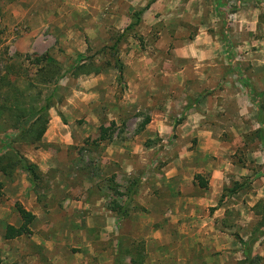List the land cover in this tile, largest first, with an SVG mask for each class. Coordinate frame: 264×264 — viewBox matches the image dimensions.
<instances>
[{"label":"rangeland","instance_id":"obj_1","mask_svg":"<svg viewBox=\"0 0 264 264\" xmlns=\"http://www.w3.org/2000/svg\"><path fill=\"white\" fill-rule=\"evenodd\" d=\"M147 5L140 23L125 32L133 13ZM37 56L61 66L56 84L37 80ZM81 56L91 58L79 65L98 72L72 74L69 68ZM115 61L122 63V80ZM172 80L181 86L172 89ZM205 91L210 92L201 96ZM50 97L52 106L41 112ZM258 104L264 109V0H0V157L10 145L42 174L33 187L18 165L6 174L0 170V264H248L239 239L247 241L259 228L264 207ZM201 105L213 119L216 113L227 121L220 130L223 145L205 164L226 160L248 175L225 170L222 183H210L209 167L195 171L207 187L195 180L193 187H180L206 198L193 216L181 214L165 184L146 207L139 194L151 182L142 178L145 171L128 174L117 163L107 167L105 147L127 140L133 147L189 144L193 150L197 138L177 134V128ZM155 109L169 117L171 130L163 138H145L143 122ZM44 113L41 140L20 137ZM90 117L99 122L83 138L79 130L93 129ZM101 124L113 136L93 145ZM44 150L50 158L43 157ZM173 154H163L149 170ZM235 182L240 188L228 192ZM67 201L90 208L73 209ZM15 203L34 219L30 233L7 239V225L22 223ZM116 203L124 213L111 208ZM107 221L109 228L100 227ZM260 229L251 245L252 264H264V224Z\"/></svg>","mask_w":264,"mask_h":264},{"label":"crops","instance_id":"obj_2","mask_svg":"<svg viewBox=\"0 0 264 264\" xmlns=\"http://www.w3.org/2000/svg\"><path fill=\"white\" fill-rule=\"evenodd\" d=\"M171 88H176L180 85V82L178 81H170ZM165 90V89H164ZM160 94V90H157ZM166 91V90H165ZM211 91V90H210ZM208 92H203L209 93ZM200 95H203L202 93ZM210 95V94H209ZM207 97V96H206ZM210 97V96H209ZM236 101V99H234ZM236 104V103H235ZM222 112H224V109H222ZM239 111L235 109V113L237 114ZM240 114H243V112H239ZM212 113L205 112L202 110V105L199 107V110L195 112V114L188 115L186 120L180 124L177 128V134H181L184 136L193 135L197 138V146L193 150L189 149V144L184 145L183 147L178 148L176 145H169L165 146L164 149L160 150L158 149V145L145 147V146H135L133 147V144L130 143L127 140L124 141H115L113 140L110 142L104 149L103 152V159L104 161L111 163V164H105L108 165L107 167H110L111 165H114L115 163L119 164V166L126 171L128 174H131L134 170L142 168L145 173L142 174V178L144 180L151 181L150 183L145 182V187L143 190H140V200L143 205L146 207L149 206L150 200H157V197L155 196L159 194L157 192L159 188L162 186V184H165L169 188V194L168 197L170 201L178 202V204H181L179 207V211L182 215H188L193 216L196 212V206L200 205L202 206L204 203L207 204L205 196H189L190 193L189 190H184L180 187L185 186H191L193 187V175L194 172L199 171H207L208 167L210 171V183H222L223 177L225 174L229 173L227 171H230L232 174L236 173L238 175H248V170H245L244 168L236 167L232 163L228 161H222L223 164L220 163H214L211 167L209 164H205V159L208 158L210 154L215 155L216 149L220 148L223 144L220 140V130L222 126H224L226 121V118L218 119L217 115L215 113V118L213 119L211 117ZM225 117L231 118L228 113H224ZM209 121H216L218 123H208ZM223 120L225 122H223ZM89 123H91V126L93 129L91 130H79L83 138L87 137L90 133L95 132L96 128L95 126L99 122L98 119L94 117H90L87 119ZM229 122V120H228ZM231 128H233L231 126ZM171 130V126L169 125V117L159 111L158 109H155L152 113L150 121L145 125L143 128L141 135L145 138H153V137H160L163 138L166 136V134ZM235 129L233 128V131ZM182 133H181V132ZM78 132V131H77ZM235 133V131H234ZM45 136H47L45 134ZM44 140V139H43ZM50 141H56L51 138H47L46 142ZM229 147L225 146L224 150H228ZM229 152L231 149L228 150ZM174 153L170 160H167L166 164L161 166L160 168L157 166V168L153 171L149 170L150 168H153L156 163L159 161L160 158H162L163 154L167 153ZM225 151H220V154L223 155ZM154 155V156H153ZM197 155L200 159L197 160ZM50 153L46 152L44 150L43 157L44 158H50ZM134 157V158H133ZM132 158V159H131ZM41 169H45L42 164H40ZM197 168H200L196 170ZM227 170V171H225ZM193 171V175L190 176V172ZM115 172V171H114ZM171 188H170V187ZM175 187V188H174ZM178 187L182 190L181 194H177ZM20 191L18 194L22 193L23 189L20 188ZM155 193V194H154ZM158 193V194H157ZM191 194V193H190ZM63 198V197H62ZM206 201V202H205ZM70 204L71 208L78 209V210H85L87 208H90L89 204H83L81 201H67L65 203V206H69ZM34 209V213L38 216L42 214L41 209L36 205ZM103 228L106 226V228L110 227V222L107 221L105 224L101 225ZM39 242V241H38Z\"/></svg>","mask_w":264,"mask_h":264},{"label":"trees","instance_id":"obj_3","mask_svg":"<svg viewBox=\"0 0 264 264\" xmlns=\"http://www.w3.org/2000/svg\"><path fill=\"white\" fill-rule=\"evenodd\" d=\"M146 8H148V5L133 13V20L126 27L125 32L128 30L134 29L135 26H137L140 23L141 15L143 14V12L145 11ZM123 37H124V33L120 34L116 38L115 43L108 48H110V50H116L118 42ZM223 37H224V39L227 38L226 29L223 32ZM90 58H91V56L78 57L74 61L73 65L69 68V70L72 71V74H74V75L89 74L91 72L97 73L98 70L91 71L90 69L85 68L86 65H79V62L81 60H86V59L90 60ZM33 62L38 66L37 72H36V74H37L36 77L40 83H43L45 85L56 84L58 82V80L60 79V77L62 76L61 66L54 59L50 58L49 56H46V57L37 56V57L33 58ZM92 64H93V62L90 61L89 65H92ZM114 65L118 69L119 80H122L123 79L122 63H120L119 61H115ZM207 94L208 93H205L201 96L204 97ZM51 99H52V97L47 99L46 104L44 106H42L40 109L41 112L47 111V109H49L52 106ZM197 101H199V100L195 99L194 103H196ZM257 108H258V113H259V122L261 123L262 127L257 129L255 134H256L257 139H259L262 142V144L264 145V109H263V106L261 104H258ZM32 114H34V111ZM46 115L47 114L44 113V115L42 117L43 119H41L43 121L38 122L40 120L38 118L33 123L34 125L32 124L33 130L36 131V133L34 135H33L32 129H30V130L23 129L22 132L20 133V137H26L27 135H29L30 136L29 142H31V143L39 142L41 140L45 130H46V121H47ZM149 121H150V117L146 116L145 120L143 122V126L146 125ZM180 121H181V119L178 120V122H180ZM177 124H179V123H177ZM109 130H111L109 126L107 127L106 125L101 124V126L99 128L98 136L96 138L94 137V139H92L90 142L93 145H98L105 140L111 139L113 136V133L108 132ZM7 147H4V149L6 148L4 158L0 157V170L6 174V173H9L8 170L10 168L18 165L20 167V169L25 174H27L30 185H32L33 187L37 186L38 182L40 181L41 175H42V174H40L38 166L36 164L30 162L25 157H23L18 151L13 150L10 147V145L8 148ZM4 160L7 163L4 164L3 163ZM112 180H113V178H112ZM194 180H195V183L201 188H206L208 185L207 181L203 179V176L201 174H195ZM114 184H116V183H114ZM240 186L241 185L239 183L235 182L228 192L234 193L240 188ZM118 207L120 208L119 213H124V207L122 205H118L117 203L115 205H113L111 208L116 210ZM15 208H16L18 214L20 215V217L22 219V223L19 227H15L13 225H7L6 233H5V238H7V239L13 238V237L18 236V235L30 233L29 224L34 219V215L31 212L24 209V207L20 203H15ZM259 213H261V215H262L260 225L263 226V224H264V207L259 211ZM260 225H259V228L254 230V232L252 233V236L247 241L243 240L241 238L239 239V242L241 243V246L243 249V254H244L245 259L247 260L248 264H252V248H251V245L254 242H256L258 240V236L261 233H263V231L260 229Z\"/></svg>","mask_w":264,"mask_h":264}]
</instances>
